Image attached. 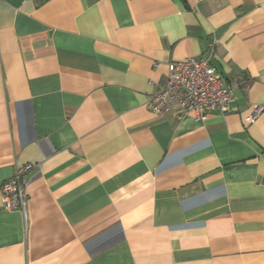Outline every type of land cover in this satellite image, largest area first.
Masks as SVG:
<instances>
[{
	"label": "crops",
	"instance_id": "crops-1",
	"mask_svg": "<svg viewBox=\"0 0 264 264\" xmlns=\"http://www.w3.org/2000/svg\"><path fill=\"white\" fill-rule=\"evenodd\" d=\"M211 42L231 110H148ZM263 103L264 0H0V264H264Z\"/></svg>",
	"mask_w": 264,
	"mask_h": 264
},
{
	"label": "built area",
	"instance_id": "built-area-1",
	"mask_svg": "<svg viewBox=\"0 0 264 264\" xmlns=\"http://www.w3.org/2000/svg\"><path fill=\"white\" fill-rule=\"evenodd\" d=\"M214 42L201 57L187 56L166 64L163 86L148 96L146 107L156 116L168 112L193 115L206 119L212 113L225 114L236 99L234 88L224 83L221 72L211 57ZM264 111V103L255 105L252 118ZM34 163L17 165L14 174L0 183L1 205L4 210H18L25 214L28 202L26 183Z\"/></svg>",
	"mask_w": 264,
	"mask_h": 264
}]
</instances>
